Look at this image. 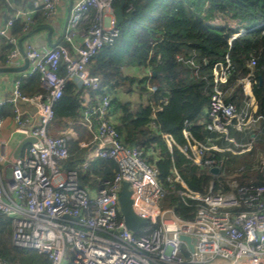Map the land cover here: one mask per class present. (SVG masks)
Returning <instances> with one entry per match:
<instances>
[{"label": "built area", "instance_id": "1", "mask_svg": "<svg viewBox=\"0 0 264 264\" xmlns=\"http://www.w3.org/2000/svg\"><path fill=\"white\" fill-rule=\"evenodd\" d=\"M114 1L74 0L63 31L66 44L41 50L27 43L23 49L27 68L13 79L10 95L0 98V106H13V129L7 140L0 141V215L11 221L12 245L43 254L51 264H264V186L233 183L234 190L228 192L213 191L211 186L203 195L189 189L173 169L172 180L181 185L180 197L197 202L193 217L183 219L173 207L162 205L165 190L143 150L122 142L115 128L111 95L104 92L101 79L88 69L92 56L118 35ZM125 1L129 11L132 0ZM55 8L56 0H34L31 8L18 10L6 21L0 36L14 48L7 54L5 66H11L21 53L17 39L10 35L14 19L21 18L27 31L37 10H43L49 18ZM83 22L86 26L81 29ZM245 32L240 29L236 35ZM77 36L81 38L79 43L75 41ZM230 71L228 57L213 66L209 106L198 120L218 137L199 141L187 122L182 129V144L170 134L161 133L168 150L176 145L194 166L207 170L217 167L218 173L224 160L216 157L218 153H242L252 146L253 135L247 142L238 143L230 137V129H248L259 119L251 110L237 111L224 101L220 87ZM33 75H38L41 91L24 95L21 80ZM67 79L95 92L97 101L82 110L78 122L67 120L53 136L49 131L54 106L63 95ZM242 82L251 86L249 77ZM24 105L32 106L34 115L25 114ZM77 123L91 134L95 144L82 166L96 158L112 159L117 164L114 177L96 188L80 186L77 170L63 167L69 157V143L77 139ZM150 126L155 128L153 120ZM18 135L35 140L18 157L9 156L6 147ZM222 135L234 147L219 146L215 141ZM79 145L86 147L87 143L79 141ZM150 155L156 156V151L151 150ZM123 182L131 190L132 211L147 220L137 234L127 229L120 213L118 196ZM181 235L190 237L192 249ZM0 264L8 263L0 259Z\"/></svg>", "mask_w": 264, "mask_h": 264}, {"label": "trees", "instance_id": "2", "mask_svg": "<svg viewBox=\"0 0 264 264\" xmlns=\"http://www.w3.org/2000/svg\"><path fill=\"white\" fill-rule=\"evenodd\" d=\"M7 5L8 0H0V6ZM119 5L120 0H115L112 6ZM126 6L127 1L122 6L118 35L92 56L88 69L101 79L104 92L111 95L115 128L122 142L143 150L156 167L165 190L162 205L173 207L183 219H191L197 208L196 201L183 200L178 194L181 185L172 180L173 169L189 189L203 195L211 186L213 191L222 192L234 190L233 183L264 186V0H132V9L127 11ZM44 20L43 10L39 9L29 27L39 26ZM240 29L246 32L236 35ZM24 34L22 19H14L10 35L18 40ZM13 48L6 37L0 36L1 66ZM226 57L231 71L220 87L224 101L233 104L237 111L248 109L249 96L242 81L249 77L257 106L252 115L259 119L248 129H230V137L238 143L247 142L253 135L252 146L242 153H218L216 157L224 160L221 172L214 174L194 166L176 145L168 150L161 133L170 134L177 144H182V129L187 122V128L199 141L218 137L198 120L209 106L213 66L225 62ZM126 68L130 70L126 72ZM60 73L64 71L61 69ZM151 86L156 89L151 90ZM38 91V75L22 78L24 95ZM119 92H134L136 96L127 100ZM96 101L95 92L67 79L63 95L54 106L50 134L58 135L67 120L78 122L82 110ZM12 115L11 104L0 106V120ZM151 120L155 128L150 126ZM75 130L77 139L70 141L64 165L77 170L80 186L96 188L114 177L117 164L112 159L96 158L83 167L95 144L82 125L77 123ZM79 141L87 146L81 147ZM215 142L234 147L223 135ZM151 150L156 151V156L150 155ZM11 234L10 219L0 215V259L8 264H51L43 254L13 246Z\"/></svg>", "mask_w": 264, "mask_h": 264}, {"label": "crops", "instance_id": "3", "mask_svg": "<svg viewBox=\"0 0 264 264\" xmlns=\"http://www.w3.org/2000/svg\"><path fill=\"white\" fill-rule=\"evenodd\" d=\"M33 1L34 0H8L7 6H0V29L6 24V21L8 19L14 18L18 10L31 8ZM73 1L74 0H56L55 12L49 18H45L44 22L41 25L30 26L29 29L25 31L24 36L17 40V46L24 49L27 43H32L36 48L45 50L57 44L65 45L66 43L63 42V31L69 17L70 8ZM80 26L82 29V27L86 26V22H83ZM75 41L79 43L81 41L80 36H77L75 38ZM24 63L25 57L22 53H20L17 57H14L13 61L11 62V66L20 67L23 66ZM0 67L9 66L0 65ZM26 68L23 71H25ZM21 72L22 71L0 72V98H5L10 95L12 81L16 77H19ZM244 89L245 94L250 97L252 94L250 83L245 82ZM250 99L251 103H248L247 110H251V112L253 113L256 111L257 106L253 97H250ZM23 108L26 111L25 114L34 115V108L32 106L24 105ZM34 119L36 120V118ZM13 126L12 116L5 117L3 119L1 118L0 141L8 139ZM21 140V137L18 135L13 136V138L9 141V144L6 147L7 154L9 156L14 157L16 147Z\"/></svg>", "mask_w": 264, "mask_h": 264}, {"label": "water", "instance_id": "4", "mask_svg": "<svg viewBox=\"0 0 264 264\" xmlns=\"http://www.w3.org/2000/svg\"><path fill=\"white\" fill-rule=\"evenodd\" d=\"M123 4H124V0H120V5L114 8L116 26H119V24L121 23V21L123 19V13H122ZM20 52L24 55V50L22 47H20ZM27 65H28V61L25 58V63L23 66H20V67H12V66L0 67V72L23 71L27 67ZM34 140L35 139L33 137H26V138L22 139L16 147L14 157H18L22 153L25 146L28 143L33 142ZM210 171L214 174H217L218 168L213 167L210 169ZM118 202H119L120 213H121V216L123 218V221H124L127 229H129L130 231H132L135 234L139 233L141 226L146 224L147 220L135 215L134 212L132 211V208H131V203H132L131 190L129 189L127 182L122 183V187H121V190H120L119 196H118ZM180 238L182 240L186 241L187 243H189V247H190V249H192V244L190 243V237L189 236L181 235Z\"/></svg>", "mask_w": 264, "mask_h": 264}, {"label": "rangeland", "instance_id": "5", "mask_svg": "<svg viewBox=\"0 0 264 264\" xmlns=\"http://www.w3.org/2000/svg\"><path fill=\"white\" fill-rule=\"evenodd\" d=\"M130 70V68H126V72H128ZM119 95H120V97H123L124 99H129V98H131V96H132V99L133 98H135V96H136V94L133 92L132 94H130V95H128V94H126V93H121V92H119ZM263 160H264V156H263V158H262ZM64 168H66V166L64 165L63 166Z\"/></svg>", "mask_w": 264, "mask_h": 264}]
</instances>
